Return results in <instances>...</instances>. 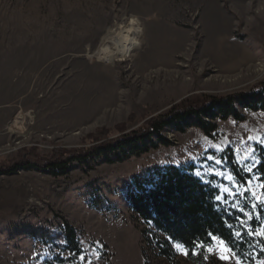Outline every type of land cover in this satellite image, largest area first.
Here are the masks:
<instances>
[{"label":"rangeland","instance_id":"1","mask_svg":"<svg viewBox=\"0 0 264 264\" xmlns=\"http://www.w3.org/2000/svg\"><path fill=\"white\" fill-rule=\"evenodd\" d=\"M133 19L141 35L131 57L99 59L108 31ZM262 86L264 0H0L1 160L23 149L47 155L80 148L88 135L132 115L128 129L136 130L185 98ZM240 112L244 122L218 121L211 139L197 128L167 130L169 147L121 164L93 161L61 178L36 171L0 176V264H59L51 243L61 242L65 222L82 234L78 264H242L217 239L200 260L177 245L172 261L159 257L123 197L136 176L192 163L199 177L215 179L219 201L242 213L247 231L253 220L261 224L254 235L264 240L258 177L240 186L220 158L231 147L246 172L259 163L264 113ZM248 202L252 210L244 208Z\"/></svg>","mask_w":264,"mask_h":264},{"label":"trees","instance_id":"2","mask_svg":"<svg viewBox=\"0 0 264 264\" xmlns=\"http://www.w3.org/2000/svg\"><path fill=\"white\" fill-rule=\"evenodd\" d=\"M240 109L264 113V86L222 97L201 94L185 98L173 104L167 113L149 117L136 130L128 129L135 121L132 115L128 122L116 125L113 130L99 129L88 135L80 148L53 149L47 155H41L35 149H23L11 160L0 159V176L36 171L61 178L67 177L74 166L93 161L121 164L159 147H169L171 142L164 135L167 130L183 134L197 128L211 139L218 130V121H245ZM255 148L259 163L252 173L238 165L231 147L221 151L220 158L238 185L245 186L256 176L264 192V147L256 145ZM196 171L197 166L192 163L165 165L134 177L124 191L127 208L136 220L147 226L144 233L152 237L158 256L172 261L176 257L173 246L177 245L185 250L190 260H200L217 239L242 264L264 260V240L254 235L261 224L253 220L247 231L242 223V213L219 201L220 191L215 179L205 181ZM96 205L93 201L92 207ZM244 208L252 210L249 202ZM257 211L264 218V207L257 206ZM58 235L61 242L51 244L59 250L60 256L67 254V257L56 256L54 261L78 264L84 254L81 232L65 222Z\"/></svg>","mask_w":264,"mask_h":264},{"label":"bare ground","instance_id":"3","mask_svg":"<svg viewBox=\"0 0 264 264\" xmlns=\"http://www.w3.org/2000/svg\"><path fill=\"white\" fill-rule=\"evenodd\" d=\"M141 29L135 19L131 20L129 27L120 28L119 31H108L100 49L95 53L99 59L114 64L116 60L123 62L131 57L140 46Z\"/></svg>","mask_w":264,"mask_h":264}]
</instances>
